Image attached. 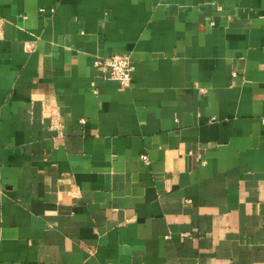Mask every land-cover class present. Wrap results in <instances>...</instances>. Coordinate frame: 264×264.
Here are the masks:
<instances>
[{
  "label": "crops",
  "instance_id": "1",
  "mask_svg": "<svg viewBox=\"0 0 264 264\" xmlns=\"http://www.w3.org/2000/svg\"><path fill=\"white\" fill-rule=\"evenodd\" d=\"M0 264H264V0H0Z\"/></svg>",
  "mask_w": 264,
  "mask_h": 264
},
{
  "label": "built area",
  "instance_id": "2",
  "mask_svg": "<svg viewBox=\"0 0 264 264\" xmlns=\"http://www.w3.org/2000/svg\"><path fill=\"white\" fill-rule=\"evenodd\" d=\"M93 66L104 79L117 81L124 89L130 88L134 67L129 54H112L103 58L97 57L93 62ZM140 159L144 164H149L146 155H141Z\"/></svg>",
  "mask_w": 264,
  "mask_h": 264
}]
</instances>
